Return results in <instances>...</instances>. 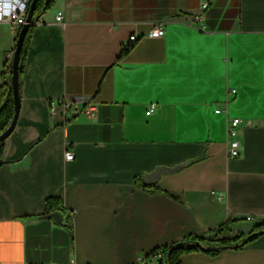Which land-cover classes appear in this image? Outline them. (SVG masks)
I'll list each match as a JSON object with an SVG mask.
<instances>
[{
    "label": "crops",
    "instance_id": "obj_1",
    "mask_svg": "<svg viewBox=\"0 0 264 264\" xmlns=\"http://www.w3.org/2000/svg\"><path fill=\"white\" fill-rule=\"evenodd\" d=\"M155 24L164 36L148 35ZM19 30L0 22V84ZM20 88L0 164V264H166L149 252L227 218L243 238L264 221V0H55ZM74 101L96 114L65 115ZM235 117L242 149L229 157ZM50 196L59 220L44 214ZM180 261L264 264V233Z\"/></svg>",
    "mask_w": 264,
    "mask_h": 264
},
{
    "label": "trees",
    "instance_id": "obj_2",
    "mask_svg": "<svg viewBox=\"0 0 264 264\" xmlns=\"http://www.w3.org/2000/svg\"><path fill=\"white\" fill-rule=\"evenodd\" d=\"M55 0H38L32 23L28 28L26 35L24 37L21 51H20V62H19V89L21 76L25 68L26 55L30 45L31 34L34 30L35 23L38 21L40 16L49 10L54 4ZM18 38V33L16 35V41ZM16 48V42H15ZM15 50V49H14ZM11 69L12 66L8 65L9 75L4 77L3 82L0 84V133L3 132L6 127L11 122L14 115V101L11 87ZM3 149L4 144L0 142V164L3 160ZM143 184V183H142ZM65 209L62 206L61 199L55 196H50L45 199L44 202V214L49 217H55L56 215L64 216ZM235 220L227 218L222 224L215 228H211L206 232H197L191 233L184 236L180 241L157 248L149 252L148 255H154L157 251H161L165 255L166 264H181L180 257L184 253L195 252V251H204L209 254H217L223 246L235 248H241L256 236L249 237L245 243L241 244L243 240V235L232 234L233 224ZM63 223L66 227L72 228L73 220L71 216H66L63 218ZM264 230V221L257 224L253 231L249 234L258 231ZM248 234V235H249ZM247 235V236H248Z\"/></svg>",
    "mask_w": 264,
    "mask_h": 264
},
{
    "label": "built area",
    "instance_id": "obj_3",
    "mask_svg": "<svg viewBox=\"0 0 264 264\" xmlns=\"http://www.w3.org/2000/svg\"><path fill=\"white\" fill-rule=\"evenodd\" d=\"M31 0H0V22H8L13 28H21V26L26 22L27 12L29 3ZM202 9L207 7V3L202 4ZM63 15L61 12L57 13L56 20L62 22ZM199 19V16L195 17V20ZM200 26L198 29H202ZM165 34V28L161 24H155L151 27L149 34L151 37H162ZM143 37V34H132L129 36V41L131 43L137 41L139 38ZM126 47H129L127 45ZM63 112L66 115L67 111L70 112L71 116H76L79 113H84L87 118H92L96 114V106L93 104L85 102H73L66 103L62 102ZM156 105L150 104L148 111L153 112ZM219 111V110H217ZM240 123V118L235 117L229 119L227 123V142L226 151L229 157H236L241 152V144L237 138L238 136V126ZM74 154L70 151L65 152L66 159H73ZM247 219H252V216H247ZM155 258L165 259V255L161 251H157L154 255Z\"/></svg>",
    "mask_w": 264,
    "mask_h": 264
},
{
    "label": "water",
    "instance_id": "obj_4",
    "mask_svg": "<svg viewBox=\"0 0 264 264\" xmlns=\"http://www.w3.org/2000/svg\"><path fill=\"white\" fill-rule=\"evenodd\" d=\"M37 2L38 0L30 1L28 12H27V17H26V22L21 26L19 33H18V38L16 41V48H15L14 56L12 60V69H11V87H12V94H13V101H14V115L9 125L6 127V129L0 133V142H3L11 134V132L13 131L16 125L17 118L19 115V110H20V105H21V93L19 89L20 51H21L22 43L26 35V32L32 23V19H33V15H34ZM188 163H189V160H186L184 162L175 164L173 166H166V165L156 166L154 170L145 174L144 176L145 183L147 185L154 184L164 173L175 172L181 169L182 167H184ZM55 218L59 220L60 215H56ZM263 233H264V230H258V231L253 232L249 234L248 236H246V238L243 240L241 244L245 243V241L249 237L260 235ZM230 247H233V246H230ZM222 248L224 249L226 248V246H223Z\"/></svg>",
    "mask_w": 264,
    "mask_h": 264
}]
</instances>
